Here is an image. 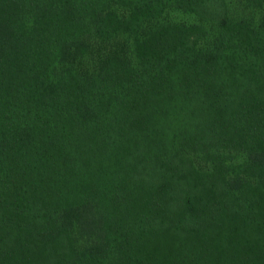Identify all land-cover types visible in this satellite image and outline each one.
Here are the masks:
<instances>
[{
	"label": "trees",
	"instance_id": "trees-1",
	"mask_svg": "<svg viewBox=\"0 0 264 264\" xmlns=\"http://www.w3.org/2000/svg\"><path fill=\"white\" fill-rule=\"evenodd\" d=\"M229 1L0 0V264H264V0Z\"/></svg>",
	"mask_w": 264,
	"mask_h": 264
},
{
	"label": "rangeland",
	"instance_id": "rangeland-1",
	"mask_svg": "<svg viewBox=\"0 0 264 264\" xmlns=\"http://www.w3.org/2000/svg\"><path fill=\"white\" fill-rule=\"evenodd\" d=\"M262 6V5H261ZM249 6H244L242 4H239L237 1L233 0V1H229V10L231 12V14H238V15H241L243 14L242 12V8H247ZM261 8V7H260ZM217 14L219 15V13L222 12L223 10V7L221 6L220 8L217 6ZM210 11V9H209ZM211 12V11H210ZM247 12V10H246ZM245 12V13H246ZM259 16V15H258ZM174 17L179 20V21H183V22H197V18L195 15L191 14V13H188V12H182V11H179V12H175L174 13ZM209 15H208V18L207 20H209ZM209 25V24H208ZM213 25V24H212ZM195 164L198 166V167H205V162L200 160V159H197L196 160V157H195Z\"/></svg>",
	"mask_w": 264,
	"mask_h": 264
}]
</instances>
